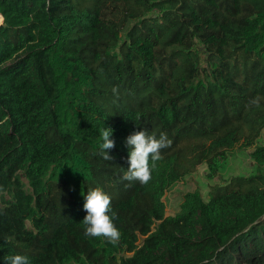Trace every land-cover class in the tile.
Masks as SVG:
<instances>
[{
    "label": "trees",
    "instance_id": "1",
    "mask_svg": "<svg viewBox=\"0 0 264 264\" xmlns=\"http://www.w3.org/2000/svg\"><path fill=\"white\" fill-rule=\"evenodd\" d=\"M0 18V264H264V146L251 176L164 201L264 131V0H0ZM145 129L171 141L146 185L122 180ZM95 187L116 246L84 234Z\"/></svg>",
    "mask_w": 264,
    "mask_h": 264
},
{
    "label": "clouds",
    "instance_id": "2",
    "mask_svg": "<svg viewBox=\"0 0 264 264\" xmlns=\"http://www.w3.org/2000/svg\"><path fill=\"white\" fill-rule=\"evenodd\" d=\"M118 93V88H113ZM261 98L253 97L249 104L259 107ZM139 127V125H137ZM113 129L104 127L100 129V155L106 161L113 160L109 151L115 147L112 139ZM129 148L128 163L130 167L123 172L122 180L139 181L148 184L152 178V170L157 162L163 159L161 150L170 147L171 141L166 133H161L157 138L155 133L150 134L147 129L134 131L125 141ZM151 161V163H150ZM84 210L87 215L82 221L85 226L84 234L88 237H102L108 243L116 246L121 239V233L114 223L117 214L111 209V197L101 187L90 188L84 194ZM7 264H30L29 257L22 254L8 255L5 257Z\"/></svg>",
    "mask_w": 264,
    "mask_h": 264
},
{
    "label": "rangeland",
    "instance_id": "3",
    "mask_svg": "<svg viewBox=\"0 0 264 264\" xmlns=\"http://www.w3.org/2000/svg\"><path fill=\"white\" fill-rule=\"evenodd\" d=\"M1 20V18H0ZM264 146V131L253 147L236 146L226 161L221 162L219 171L215 176L206 164L198 167L196 172L188 175L183 180L173 185L166 193L165 203L167 210L173 211L188 192H200L207 198L210 186L223 184L236 176H251L256 169L253 157L255 148Z\"/></svg>",
    "mask_w": 264,
    "mask_h": 264
}]
</instances>
